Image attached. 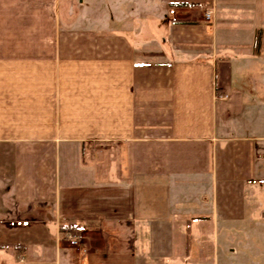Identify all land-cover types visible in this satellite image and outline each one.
<instances>
[{
    "label": "crops",
    "instance_id": "1",
    "mask_svg": "<svg viewBox=\"0 0 264 264\" xmlns=\"http://www.w3.org/2000/svg\"><path fill=\"white\" fill-rule=\"evenodd\" d=\"M0 264H264V0H0Z\"/></svg>",
    "mask_w": 264,
    "mask_h": 264
},
{
    "label": "trees",
    "instance_id": "2",
    "mask_svg": "<svg viewBox=\"0 0 264 264\" xmlns=\"http://www.w3.org/2000/svg\"><path fill=\"white\" fill-rule=\"evenodd\" d=\"M80 229L77 226L74 225H66V224H61L59 226V232L61 234H76L78 233Z\"/></svg>",
    "mask_w": 264,
    "mask_h": 264
},
{
    "label": "built area",
    "instance_id": "3",
    "mask_svg": "<svg viewBox=\"0 0 264 264\" xmlns=\"http://www.w3.org/2000/svg\"><path fill=\"white\" fill-rule=\"evenodd\" d=\"M205 18L207 20H210V18H211V12L210 11L205 12ZM67 238H68L70 244H76L77 243V240H78L77 236L67 235Z\"/></svg>",
    "mask_w": 264,
    "mask_h": 264
}]
</instances>
